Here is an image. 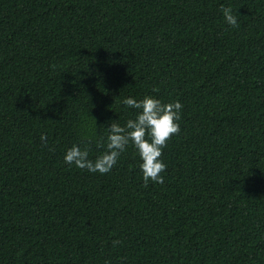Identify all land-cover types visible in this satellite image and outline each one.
<instances>
[{"label":"trees","instance_id":"1","mask_svg":"<svg viewBox=\"0 0 264 264\" xmlns=\"http://www.w3.org/2000/svg\"><path fill=\"white\" fill-rule=\"evenodd\" d=\"M144 95L163 183L64 163ZM0 264H264V0H0Z\"/></svg>","mask_w":264,"mask_h":264},{"label":"clouds","instance_id":"2","mask_svg":"<svg viewBox=\"0 0 264 264\" xmlns=\"http://www.w3.org/2000/svg\"><path fill=\"white\" fill-rule=\"evenodd\" d=\"M222 15L226 24L237 25V16L231 8L223 7ZM121 103L136 112L122 125L116 122L108 125L106 137L97 141L98 144L103 143L104 150L90 158L87 147L74 143L65 149L62 157L64 163L90 173L104 174L113 168L118 157L131 143L140 160L138 166L145 184L149 181L163 183L164 177L161 173L166 165L160 157L170 135L180 130L178 121L181 103L177 100L163 102L152 95H144L140 99L127 96L122 98ZM40 139L46 143L44 134H41Z\"/></svg>","mask_w":264,"mask_h":264}]
</instances>
